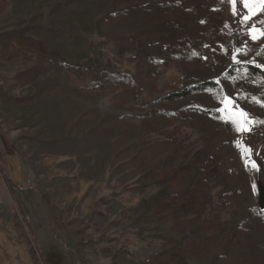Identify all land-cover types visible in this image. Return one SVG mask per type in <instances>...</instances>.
<instances>
[{"label": "rangeland", "instance_id": "obj_1", "mask_svg": "<svg viewBox=\"0 0 264 264\" xmlns=\"http://www.w3.org/2000/svg\"><path fill=\"white\" fill-rule=\"evenodd\" d=\"M146 2L0 0V264H34L31 255L38 264H264L259 130L252 124L243 134L224 122L209 91L164 99L186 81L219 78L228 95L247 97L240 108L264 118L251 99L264 100V83L244 72L250 62L264 65V38L248 34L253 23L264 29V12L244 23L224 0L195 18L157 16ZM193 19L198 27L188 28L202 31L219 66L170 62L156 76L140 73L136 44L158 41L161 21ZM235 48L249 63L230 73ZM109 72L132 81L105 82ZM188 104L207 110L183 113L198 130L174 116ZM245 147L260 172L245 165ZM175 150L182 160L161 165ZM197 151L213 152L211 169L199 168ZM178 164L190 167L180 173ZM194 171H219L225 187L212 180L197 191ZM194 193L205 195L202 211L215 200L231 206L217 226L191 235L201 212L181 206Z\"/></svg>", "mask_w": 264, "mask_h": 264}, {"label": "trees", "instance_id": "obj_2", "mask_svg": "<svg viewBox=\"0 0 264 264\" xmlns=\"http://www.w3.org/2000/svg\"><path fill=\"white\" fill-rule=\"evenodd\" d=\"M223 1L224 0H147V2L144 4V7L148 11H153L157 16L165 13V10H169L171 12H176V14L195 18L198 15L199 10L203 9L204 7H208V5L210 4H213V8L217 7ZM193 26H195V19L189 22H181L180 20L161 21L160 27L163 29L164 34L158 41L150 43L147 40H142L138 42L134 47V54L132 59L134 60L137 69H139V72L156 76L157 69L160 66L167 65L170 62H177L180 65H185L189 61H200L202 65L206 68H217L219 66L218 52L206 43L202 42L203 37H200L202 31H199V28L195 30L188 28ZM188 31H197L198 36L194 37V35H192ZM262 49H264V46L262 47ZM193 53H198V55H192ZM204 57H207V59H204ZM238 67H240V64H233L231 65V67L228 68L227 72L232 73L233 69L236 70ZM245 67H248L249 69V73L247 75L250 79L254 81H259V83H264V70H261L260 68H255L252 64H246ZM107 72L108 71H106V73ZM104 81H109V83L111 84L119 85L129 83L130 81H132V79L124 74L121 75L120 73L109 72L108 79L105 77ZM261 86L264 91V86L262 84ZM214 87H216V85L212 79L186 81L179 90L168 93L164 97V99L169 101L180 100L183 98L185 99L192 94L204 93L207 92V89ZM248 88L249 87H244L243 90L247 92ZM239 94L242 95V93ZM188 105L189 106L185 108L179 107L174 116H177V118L184 123H189L190 128L192 130H198L200 129V127L190 118L183 116V113H185L184 111L190 109L196 110L199 113L204 114L207 112V110L201 108L199 105ZM249 115L255 121H264L263 117H260L255 113ZM254 127L259 130L261 140L264 145V124L254 123ZM176 152L177 151L175 150L171 154V156H169L165 161H163V163H161V165L163 164V166L168 165L172 167V165L177 164V160H182V158L179 157ZM212 154V151L210 154H205L201 151H197L194 154V156H196V159L194 161L197 164L199 163L200 169H211V167L209 166L213 162ZM188 164H190V161L188 162ZM180 166V173L187 172L190 167V165H188L189 167H186L185 165ZM214 166L217 170L218 166ZM195 172L196 171H194L192 174H189L188 177L189 180H194L193 186L197 188V191L205 190L212 180L220 182L223 187H225V183L222 177L220 176L219 171H216L215 173H201L200 175H196ZM222 194H227L226 188L223 190ZM201 197L205 198V195H196V193H194L191 201H188L186 203V205L189 204L190 210L188 211V209H185L188 207H185L186 205L182 204V211L185 213L193 212V210H200L198 204ZM211 203L212 204H210L206 210H200L201 214L198 215L192 227V230L190 232L191 235L199 234L204 229L217 226V224H219L221 221L222 215L225 211V206H231V203H228L226 205L218 200H215ZM31 258L34 260V264H38L37 261H35L33 255H31Z\"/></svg>", "mask_w": 264, "mask_h": 264}, {"label": "snow or ice", "instance_id": "obj_3", "mask_svg": "<svg viewBox=\"0 0 264 264\" xmlns=\"http://www.w3.org/2000/svg\"><path fill=\"white\" fill-rule=\"evenodd\" d=\"M229 3L232 5L233 15H240L242 22L244 23L252 20V17H255L258 13L264 12V0H229ZM238 5H242L243 8L247 10L246 14H241L240 12H238ZM261 23L264 24V21H261ZM248 34L253 41H256L258 39L264 38V29L256 28L255 24L253 23L252 27L248 30ZM261 52L264 53V49H262ZM239 53H241L240 48H235L233 50V55L231 57L233 64L238 65L242 63H249L240 61L238 59ZM244 54L246 55V52ZM192 55H198V53H193ZM204 59H207V57H204ZM250 63H252L253 67L264 70V65L256 64L254 61ZM244 72L246 74L249 73L248 67H244ZM224 76L227 78L228 74L224 73ZM230 79L231 82L235 83L236 77H231ZM215 85L216 87L207 89V91L217 96L220 107L215 109V111L221 113V118L224 120V122H230L235 126L237 132L243 134L248 133L251 129V125L254 123L264 124V121H255L254 119H252L249 113L240 108L239 100H247L246 96H242L239 93L236 96L228 95L220 84L219 78L215 80ZM251 99L253 102L260 104L261 107H264V100H260L257 97H252ZM250 153V148H242V156H246L245 165H250L254 171L260 172L261 166L258 165L255 160L251 159ZM253 188L255 191V185L253 186Z\"/></svg>", "mask_w": 264, "mask_h": 264}, {"label": "water", "instance_id": "obj_4", "mask_svg": "<svg viewBox=\"0 0 264 264\" xmlns=\"http://www.w3.org/2000/svg\"><path fill=\"white\" fill-rule=\"evenodd\" d=\"M259 206L264 208V196L260 199Z\"/></svg>", "mask_w": 264, "mask_h": 264}]
</instances>
